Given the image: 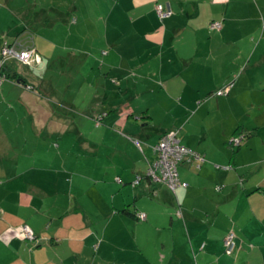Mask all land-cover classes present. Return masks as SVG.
I'll use <instances>...</instances> for the list:
<instances>
[{
    "label": "crops",
    "instance_id": "0c3cea01",
    "mask_svg": "<svg viewBox=\"0 0 264 264\" xmlns=\"http://www.w3.org/2000/svg\"><path fill=\"white\" fill-rule=\"evenodd\" d=\"M247 1L112 2L101 20L98 42L105 47L100 45L97 53L105 71L100 67L103 74L99 78L96 73L91 86L92 103L98 106L92 117L101 115L105 131L117 128L123 132L130 121L133 126L126 130L145 145H153L160 134L174 131L180 145L202 161L190 160L177 167L178 181L185 187L176 188L172 194L155 183L148 188L154 190L151 198L144 196V188L135 191L112 180L113 176L128 179L139 172L138 168L119 167L110 173L111 160L106 159L99 177L92 181L95 196L88 198L90 203L97 202L95 215L84 213L83 217L76 197L65 198L68 206L60 214L63 229H68L64 248L58 250L56 244L46 247L43 241L35 245L4 241L0 242V264H264V24L257 19L256 25L245 26L252 22L245 10ZM155 4L167 5L170 15L159 20ZM211 22L220 23L218 32L208 29ZM11 32L4 35L12 36ZM2 35L0 30V45ZM3 66L6 74L23 79L24 72L14 64L6 62ZM129 75L146 81L130 84ZM4 84H0V92ZM7 84L24 105L38 100L35 85L28 84L35 90L31 92L21 85ZM37 88L43 89L39 84ZM224 88V94L215 95ZM144 96L146 100L140 102ZM4 100L1 96L0 102ZM155 112H160V121L169 124V129L150 133ZM29 117L33 122V116ZM36 119L47 123L50 114ZM236 136H244L240 146L229 147L228 141ZM7 137L0 132V140L7 144L0 147V233L8 227L13 231L12 227L19 224L13 204L32 220L42 211L48 218L51 213L58 214L57 209L41 205L45 197L40 195V186L57 187V181L40 184L43 181L30 178L23 185L30 194L14 197L16 191L11 187L17 178L15 171H27L30 176V171L41 168L34 167L26 152H13ZM117 143L124 141L118 138ZM133 200L136 211L145 214V221L136 222L116 213ZM147 232L155 236L151 260L144 254ZM227 232L235 235L238 251L234 259L230 258L231 263L222 255ZM38 234L42 238V233Z\"/></svg>",
    "mask_w": 264,
    "mask_h": 264
},
{
    "label": "rangeland",
    "instance_id": "374dc122",
    "mask_svg": "<svg viewBox=\"0 0 264 264\" xmlns=\"http://www.w3.org/2000/svg\"><path fill=\"white\" fill-rule=\"evenodd\" d=\"M113 1L0 0V30L3 34L1 44L10 43L20 32L16 41L32 52L27 63H18L13 59H8L7 63L14 64L17 70L24 72L22 76L24 81L35 85L38 95V100L28 101L24 105L18 101L17 93L7 89L9 87L7 82H4L1 88L0 93L5 102H0V132L7 134L6 140L13 152L18 154L22 151L26 152L28 156L31 155L34 167L41 168L30 171L32 176H29L27 171H15L17 178L13 182L11 191H16L13 193L14 197L18 193L23 196L30 194V189L23 186L30 178L43 181L40 184L49 181L59 182L57 187L40 186L43 192L40 195L45 197L41 205L46 209L49 207L57 209L58 214L51 213L48 218V214L44 216L45 212L42 211L32 220L26 211L14 209L16 206L13 204L12 209L19 224L13 231L9 227L5 228L2 231L5 234L0 235V242L21 239L35 245L43 241L46 247L56 244L54 248L58 250L64 248L68 243V236L65 233L68 229H63L64 223L60 219V214L66 211L64 209L68 206L65 198L76 197L83 217L84 213L95 215L97 202L90 203L88 198L95 196L97 189L92 181L99 177L102 169L100 166L106 165V159L111 160L112 171L109 169L110 164L107 165L110 173H115L114 171L119 167H132V165L133 168H138L136 171L142 172L147 162L151 164L155 159L151 152V143L145 145L140 138L135 137L136 134L127 131L128 126H133L130 121L127 130L118 132L116 128L113 130L115 134L112 135L111 129L107 128L105 131L92 119L96 117V115L92 117V114L98 106L92 103L91 86L96 81L95 74L98 73L100 78L102 71H105V66L100 64L102 57L98 54L100 45H103L102 48L105 47L104 43L98 42L102 30L101 20ZM245 8L250 12L248 20L252 21L245 23V26H254L256 22L264 24V0H250L245 4ZM212 23L220 24L211 22L209 25ZM15 27L17 30L13 32ZM11 29L12 36L6 37L4 33ZM21 47L17 45L18 52ZM127 81L136 85L146 80L143 78L138 80V76L129 75ZM38 84L44 90L37 88ZM146 98L147 96L141 97L139 101H145ZM149 102H153V97ZM132 105L135 106L133 103ZM159 113L155 112L154 117L151 118L150 124L154 130L150 133L157 129H169V124L160 121L162 117ZM49 114V122H45L46 124L37 122V116ZM29 115L33 116V122ZM127 135L139 141L140 150L127 138ZM118 138L124 143H117ZM0 143L2 144L0 147H7L4 140H0ZM94 151L96 154L93 153ZM181 165L179 163L177 167ZM17 182L20 186L15 187ZM31 189L33 193L37 192L36 188ZM2 193L3 188H0V194ZM67 218L66 220H69ZM66 226L71 228L67 224ZM22 227L33 231L35 235L33 240H26L22 235L20 236ZM38 233H42V238ZM146 234L144 254L147 260H151L155 256L153 250L155 236L152 232ZM236 252L238 251L231 255L222 252L224 260L231 263L230 258L234 259Z\"/></svg>",
    "mask_w": 264,
    "mask_h": 264
},
{
    "label": "built area",
    "instance_id": "2783aa9c",
    "mask_svg": "<svg viewBox=\"0 0 264 264\" xmlns=\"http://www.w3.org/2000/svg\"><path fill=\"white\" fill-rule=\"evenodd\" d=\"M155 14L159 19H163L170 15V10L167 5L164 7L157 5L155 6ZM210 28L218 30L219 25L217 23H212L210 24ZM15 47V45L8 47L3 46L0 51V55L4 57L8 56L10 59H13L19 63H27L32 56L31 50L22 49L17 52ZM220 94L221 92L216 93V95ZM232 142L237 143V140L234 139ZM133 144H135V146L138 148L136 142ZM152 152L155 156V159L148 167L146 174L152 178L154 182L162 183L172 194L177 187H185V185L179 183L177 179L176 166L181 162H188L189 160H194L196 162L202 161V159L196 153L180 145L178 139L175 137V133L173 132H168L162 136L159 142L152 148ZM139 217L143 218L142 215ZM21 232L24 239H33L31 231L26 227L22 228ZM232 237L233 235L229 233L223 242V252L225 255H231L233 253L234 244L232 242Z\"/></svg>",
    "mask_w": 264,
    "mask_h": 264
},
{
    "label": "trees",
    "instance_id": "16d2710c",
    "mask_svg": "<svg viewBox=\"0 0 264 264\" xmlns=\"http://www.w3.org/2000/svg\"><path fill=\"white\" fill-rule=\"evenodd\" d=\"M116 0H114L113 2H115ZM161 6V7H164L163 5H160V4H155V6ZM155 6H154V12H155ZM159 20H162V19H159ZM218 24V23H217ZM219 25V29H220V24H218ZM208 29L211 31V32H218L219 31V29L218 30H216V29H211L210 28V25H208ZM20 33V32H19ZM18 33V34H19ZM23 33V32H22ZM28 33L30 34V32L28 31ZM17 34V35H18ZM17 37V36H16ZM16 37L14 38V40L13 41H11L10 43H7V42H5V43H2L1 45H0V51H1V49H2V47L3 46H11V45H15L16 47H15V50L17 51V45H18V47H21L22 46V44L21 43H19L18 44V41H16ZM31 37V36H30ZM25 50V49H28V50H30L28 47H26V46H22L21 47V50ZM18 52V51H17ZM3 58V59H2ZM1 59H2V61H1ZM8 59H10V57H8V56H6V57H4V56H1L0 55V84H2V83H4V82H7V83H10V84H13V85H21V87H23L26 91H31V92H34L35 90H34V88L31 86V85H28L25 81H24V79H21V78H19L18 77V75H16V74H14V73H7L6 74V72L5 71H3L4 70V66H3V64L4 63H6L7 61H8ZM15 61V60H14ZM19 63V62H18ZM224 90H226L225 88L224 89H221L220 91H216V93L217 92H221V94H224L225 92H224ZM224 92V93H223ZM35 93H36V91H35ZM216 93H215V95H216ZM220 94V95H221ZM216 96H219V95H216ZM94 117V116H93ZM92 119H94V121H96L98 124H100L101 125V122H100V120H101V115H97L96 116V118L94 117V118H92ZM169 132H173V133H175L174 131H169ZM166 133H168V132H164L163 134H160V136L158 137V139H157V141L151 146V152H152V148L155 146V144H157L158 142H159V140H160V138H162V136H164ZM175 137H176V135H175ZM127 138H129V140L130 141H132V143H134V142H136L137 143V145H138V149L140 150V145H139V141L137 140V139H134V138H132L131 136H129V135H127ZM177 138V137H176ZM244 138V136H236V137H232L231 138V140L230 141H228V143H227V145L229 146V147H231V148H237L238 146H240V143H241V140ZM237 140V143H235V142H232L233 140ZM135 145V144H134ZM186 148V147H185ZM187 149H189V148H187ZM190 150V149H189ZM192 151V150H191ZM193 152V151H192ZM195 153V152H194ZM152 154H153V152H152ZM154 155V154H153ZM194 161V160H193ZM185 163H188V162H190V160L188 161V162H186V161H184ZM196 162V161H195ZM182 163V162H181ZM200 163V162H199ZM152 164V163H151ZM150 163H147V165H146V168L144 169V171H142V172H134V173H132V177H130V178H128V179H125V180H122L121 179V177H119V176H113L112 177V180L114 181V182H117V185L120 187V186H128V187H131L132 189H134L135 191L136 190H138L140 187L141 188H144L145 189V193H144V196L145 195H148L149 197H154V190L153 189H148L151 185L153 186V184H155V183H159V182H154L153 180H152V178H150L147 174H146V172H147V169H148V167L151 165ZM176 173H177V166H176ZM177 177H178V174H177ZM178 179V178H177ZM162 184V183H161ZM182 184V183H181ZM163 185V184H162ZM164 186V185H163ZM179 187H182V186H179ZM178 188V187H177ZM176 190V189H175ZM175 190H174V192H175ZM174 194V193H173ZM134 204H135V201L133 200V201H131L129 204H124L123 205V207H121L119 210H118V212H116V213H120V214H124V215H126V216H128V217H131V218H133L136 222H143V221H145V219H146V217H145V214L144 213H142V212H137L136 210H137V208L134 206ZM113 213H115V211L113 212ZM140 215H142L143 216V218H140L139 216ZM175 215H176V217H180V215H178V214H176L175 213ZM13 229H15V227H12ZM22 228H24V227H22ZM21 228V229H22ZM27 228V227H26ZM27 229H29V228H27ZM30 230V229H29ZM31 231V230H30ZM31 233H32V231H31ZM3 234H5V233H0V235H3ZM229 233L227 232L226 234H225V236L223 237V240H222V246H223V242H224V240H225V238H226V236L228 235ZM232 235H233V237H232V242H233V244H234V249H233V253L237 250L236 249V245H235V241H234V239H235V235L233 234V233H231ZM23 236V234H22V232L20 233V236ZM32 235H33V238H34V234L32 233ZM23 239H24V237H23ZM33 240V239H32ZM18 241H21V239L20 240H18ZM6 242H8V241H6ZM223 251H224V246H223ZM224 253V252H223Z\"/></svg>",
    "mask_w": 264,
    "mask_h": 264
},
{
    "label": "clouds",
    "instance_id": "9594fccd",
    "mask_svg": "<svg viewBox=\"0 0 264 264\" xmlns=\"http://www.w3.org/2000/svg\"><path fill=\"white\" fill-rule=\"evenodd\" d=\"M17 62V61H16Z\"/></svg>",
    "mask_w": 264,
    "mask_h": 264
}]
</instances>
